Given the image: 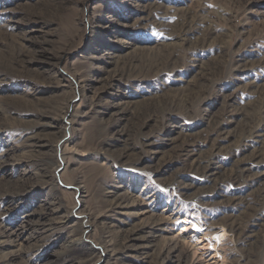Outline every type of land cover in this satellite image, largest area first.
<instances>
[{
    "label": "rangeland",
    "instance_id": "rangeland-1",
    "mask_svg": "<svg viewBox=\"0 0 264 264\" xmlns=\"http://www.w3.org/2000/svg\"><path fill=\"white\" fill-rule=\"evenodd\" d=\"M0 264H264V0H0Z\"/></svg>",
    "mask_w": 264,
    "mask_h": 264
},
{
    "label": "bare ground",
    "instance_id": "bare-ground-1",
    "mask_svg": "<svg viewBox=\"0 0 264 264\" xmlns=\"http://www.w3.org/2000/svg\"><path fill=\"white\" fill-rule=\"evenodd\" d=\"M193 226H195V228L200 229V231L195 230ZM200 232H201V226L188 220L187 218L182 220L181 226L179 228V234L188 235L189 233H193L194 236L202 235ZM226 235L227 232L224 229H222L210 235H202L201 237L197 238L196 242L199 246L201 245V249L212 250L215 249L217 246L222 245Z\"/></svg>",
    "mask_w": 264,
    "mask_h": 264
},
{
    "label": "snow or ice",
    "instance_id": "snow-or-ice-1",
    "mask_svg": "<svg viewBox=\"0 0 264 264\" xmlns=\"http://www.w3.org/2000/svg\"><path fill=\"white\" fill-rule=\"evenodd\" d=\"M193 227H194V229H195V230H197V231H200V229H198V228H195V226H193ZM217 239H218V238H217Z\"/></svg>",
    "mask_w": 264,
    "mask_h": 264
}]
</instances>
